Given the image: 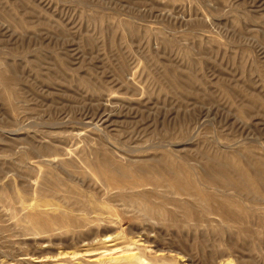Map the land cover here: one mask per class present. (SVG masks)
I'll use <instances>...</instances> for the list:
<instances>
[{
	"label": "rangeland",
	"instance_id": "374dc122",
	"mask_svg": "<svg viewBox=\"0 0 264 264\" xmlns=\"http://www.w3.org/2000/svg\"><path fill=\"white\" fill-rule=\"evenodd\" d=\"M137 256L264 264V0H0V264Z\"/></svg>",
	"mask_w": 264,
	"mask_h": 264
},
{
	"label": "bare ground",
	"instance_id": "6f19581e",
	"mask_svg": "<svg viewBox=\"0 0 264 264\" xmlns=\"http://www.w3.org/2000/svg\"><path fill=\"white\" fill-rule=\"evenodd\" d=\"M123 168L124 169L120 170L121 172H118L112 166H110V165L106 166L105 165L101 168H95V173L99 176V179L101 178L106 183L108 189H110V190L116 189L119 192L125 191L127 193L129 191L133 192L134 190L143 187V185H141L143 180L140 181L139 180L140 178H138L135 175V173L132 169H130L128 167H123ZM72 169H74V168H72ZM74 171H76V170L74 169ZM240 172H241V174H244L243 170H240ZM224 179H225V181H229L228 178H224ZM143 182H145V181H143ZM196 182H198V181L196 180ZM244 182H245V184H241V186L244 185L243 187H246L248 189L251 188V190H253V191H258V187L255 186V184H253V180H251V178H248V177L245 178ZM145 184H147V183H145ZM172 184L174 186L176 185L179 187H192L193 189L198 191L201 195H203L204 199H207V200L211 199V195L204 194L203 192H201V190L194 184L193 178L188 173L185 175L184 178H178L177 176L174 177L172 179ZM221 191H223V190H221ZM138 192L139 191H137L135 193H137V196L140 197L139 203L141 205V209L144 212V214L149 215V216H153V217H160V216H163L165 214L168 215V213L165 211V208H164L165 205L163 204V202L157 203L156 201L147 200L142 193L139 194ZM145 196L147 197V195H145ZM232 203L234 205H236V203L234 201ZM109 204H110V202H109ZM10 205H11V208H12V206H14L13 204H10ZM44 206H46V205H44ZM34 207H36V206H34ZM11 208H9V209H11ZM103 208H104V210L106 209L107 213L110 214L111 216L118 217L119 220H123L124 215H122L115 207H113V205L108 206V202L99 200L97 203H93V205L85 207V209L88 210V212L102 211ZM216 209L221 213L222 216H224V218H226V219L230 218V216L228 214H226V207L224 205L220 204ZM67 215H69V216H67V220L69 222H72V220H75V218H73L75 216H71L70 214H67ZM27 220L30 221L34 226L35 225L39 226L43 230L49 229L48 218L33 214V215H28ZM183 221H185V220H183ZM186 221H187V219H186ZM75 228L78 229L77 227H75ZM133 257L134 256H128L127 258H133ZM134 259L136 261L135 260H133V261L129 260L127 264H144V261H145L144 258L137 256V258H134ZM145 264H166V263H164V262L158 263V261H154L153 263H148L146 261Z\"/></svg>",
	"mask_w": 264,
	"mask_h": 264
}]
</instances>
